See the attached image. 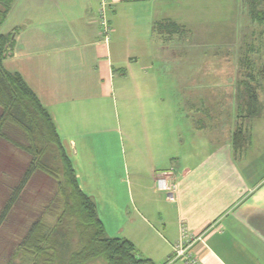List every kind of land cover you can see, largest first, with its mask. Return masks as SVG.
<instances>
[{
	"label": "crops",
	"instance_id": "crops-1",
	"mask_svg": "<svg viewBox=\"0 0 264 264\" xmlns=\"http://www.w3.org/2000/svg\"><path fill=\"white\" fill-rule=\"evenodd\" d=\"M205 1L109 0L106 36L101 0H13L2 64L47 108L109 237L156 264H185L171 261L183 224L203 237L201 264H264V22L256 0H242L208 39L210 18L188 6ZM205 45L225 50L203 68ZM244 83L257 89V117L240 109ZM169 173L174 197L156 187Z\"/></svg>",
	"mask_w": 264,
	"mask_h": 264
},
{
	"label": "trees",
	"instance_id": "trees-1",
	"mask_svg": "<svg viewBox=\"0 0 264 264\" xmlns=\"http://www.w3.org/2000/svg\"><path fill=\"white\" fill-rule=\"evenodd\" d=\"M12 2L13 0H0V29ZM262 7L257 12L254 10V3L252 5L253 15L260 22H264V6ZM13 46L12 34L0 31V139H6L24 150L31 160L0 211V225L12 213L29 181L40 171L55 179L62 211L55 226L47 227L46 230L43 228V221L37 220L28 236L18 245L22 256L31 258V264H39L43 259L45 261L44 256H49L47 253L50 250L54 252L53 256L66 252L69 255L66 264H90L98 259L102 260V264H156L149 258L138 256L137 249L130 240L106 234L94 203L78 185L72 163L65 153L47 108L20 74L3 67L2 62L12 55ZM241 85L238 92L241 111L246 112L248 117L259 116L260 103L256 87L249 83ZM21 134L25 142L16 140ZM246 140L243 130L239 128L234 136L235 145L242 147ZM65 217L80 227L81 235L90 233L87 239H81L77 250L72 249L65 234Z\"/></svg>",
	"mask_w": 264,
	"mask_h": 264
},
{
	"label": "rangeland",
	"instance_id": "rangeland-1",
	"mask_svg": "<svg viewBox=\"0 0 264 264\" xmlns=\"http://www.w3.org/2000/svg\"><path fill=\"white\" fill-rule=\"evenodd\" d=\"M263 2V0H256L254 10L258 12L262 9ZM188 6L195 18H210L211 23L208 24L211 26V35L208 39H213L217 34L222 36L227 31L225 28H228L230 20L233 19L234 9L245 7V3L243 4L242 0H209ZM210 26L207 25V27ZM212 49L216 52L218 49L225 50L222 46L211 48L208 45L200 49L201 61L199 60V65H202L203 68L206 63L205 60L213 58L215 54L211 52ZM209 79L202 80L207 81ZM217 80L220 79L217 78ZM16 140L25 142L22 134L19 138L16 137ZM30 160V155L24 150L6 139H0V211L10 197L12 189L17 186L22 178ZM57 189L55 179L40 171L29 181L12 213L4 224L0 225V264L32 263L31 258L22 256L18 245L28 236L37 220L43 221L44 230L47 227L55 226L62 211L57 198ZM63 228L73 250H77L80 247L81 239H87L90 234L85 232L81 235L80 227L75 226V223L67 217H65ZM53 253L50 250L47 253L49 256H44L45 261L43 259L39 264H66V260L69 258V255L65 254L66 252L62 254L59 252L60 254H54V256ZM90 264H102V260L98 259Z\"/></svg>",
	"mask_w": 264,
	"mask_h": 264
},
{
	"label": "built area",
	"instance_id": "built-area-1",
	"mask_svg": "<svg viewBox=\"0 0 264 264\" xmlns=\"http://www.w3.org/2000/svg\"><path fill=\"white\" fill-rule=\"evenodd\" d=\"M109 0H101L99 7V21L100 27L106 36L111 33V25L107 17V9ZM156 187L160 191L167 193L169 197H174L177 190V182L175 181L172 173L158 175L156 178ZM202 235L190 236L185 225L182 224L181 235L179 240L174 245V253L171 261L180 260L185 264H201L198 257L193 252V246L195 242L201 240Z\"/></svg>",
	"mask_w": 264,
	"mask_h": 264
}]
</instances>
